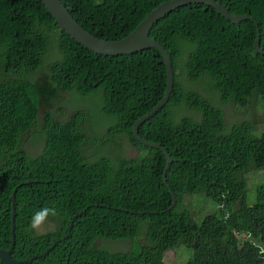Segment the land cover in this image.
Listing matches in <instances>:
<instances>
[{"label":"trees","instance_id":"1","mask_svg":"<svg viewBox=\"0 0 264 264\" xmlns=\"http://www.w3.org/2000/svg\"><path fill=\"white\" fill-rule=\"evenodd\" d=\"M165 1L63 0L84 30L108 40L134 31ZM217 1L228 4L231 14L259 23L264 50V0ZM149 37L170 54L175 87L167 106L140 132L166 148L174 161L168 175L177 197L172 211L174 199L164 180L167 159L142 146L133 127L167 92L159 52L97 55L61 30L40 0H0V71L5 76L0 82V249L9 251L12 245V199L19 188L14 260H30L53 248L32 264H167L166 252L183 247L193 252L186 264H264V134L258 136L251 121L227 128L225 108L188 91L179 75L187 51V79L196 85L206 80L211 91L205 92L219 94L224 106L264 104L257 27L249 20L235 25L198 4L170 12ZM46 59V72L27 79L43 70ZM66 93L74 94L78 104L99 98L98 115L75 113L62 122L47 112L42 131L32 132L40 110L61 105ZM185 107L203 119L176 115L182 119L175 120V110ZM124 138L144 155L99 162L83 155L90 151L87 143L109 153L123 150ZM31 143L44 144L36 157L26 152ZM194 197H205L214 210L194 219L186 205ZM45 206L57 209L51 217L55 228L49 224L46 234L37 235L30 220ZM5 207L8 215L2 213ZM193 210H202L201 202ZM84 211L74 221L70 240H63L71 219ZM242 235L250 238L243 245ZM98 241H109L115 250L98 249Z\"/></svg>","mask_w":264,"mask_h":264},{"label":"water","instance_id":"2","mask_svg":"<svg viewBox=\"0 0 264 264\" xmlns=\"http://www.w3.org/2000/svg\"><path fill=\"white\" fill-rule=\"evenodd\" d=\"M45 4L49 13H51L56 19L57 23L61 30L65 31L66 34L72 37L77 43L82 44L85 48L97 55L105 57H118L121 55H134L136 53H142L146 50L154 49L159 52L162 57V61L165 66L167 74V92L165 97L160 102L155 110L148 113L143 118L137 120L134 124V135L136 139L142 144V146L147 148L156 149L163 152L164 156L167 159V166L165 170L164 180L165 184L170 190V193L174 199L173 208L174 210L177 204V197L172 191V188L169 184L168 175L171 169V165L174 163L169 152L162 145L151 143L141 137V127L150 119L154 118L161 110L167 106L170 101V98L174 92L175 87V72L174 65L172 64L171 57L169 53L164 49V46L161 45L154 39L149 37L152 27L163 17L168 15L170 12L180 9L182 7L191 6V5H207L213 8L217 13L227 20L231 21L235 25H239L243 21H252L257 27V38L255 41V52L258 55L264 56V50L261 49V30L259 28V23L249 15H233L230 12L228 4H224L217 0H169L160 4L152 12L146 15V18L135 28L134 31L127 34L125 37L117 40H108L102 39L98 36L88 33L83 27L78 23L77 19L74 17L72 12L68 9L63 0H40ZM19 189V188H18ZM15 191L13 195V200L16 202L17 192ZM16 211V210H15ZM13 213V241L12 246L9 251H2L0 249V264H32L35 260L40 258H45L52 251L53 248L48 249L44 254L40 256H35L30 260L26 261H17L14 260L12 255L16 246L15 241V226H16V212ZM86 213V211H84ZM84 213H79L75 216H82ZM138 214V212H133ZM72 223L68 230L71 229Z\"/></svg>","mask_w":264,"mask_h":264},{"label":"rangeland","instance_id":"3","mask_svg":"<svg viewBox=\"0 0 264 264\" xmlns=\"http://www.w3.org/2000/svg\"><path fill=\"white\" fill-rule=\"evenodd\" d=\"M55 49V48H54ZM190 54L185 51L183 53V57L181 60V70L179 71L180 75V82L185 86L188 91L194 90L197 93L204 94L211 98L218 107L225 108L226 113V123L227 128L234 124H238L240 122L244 121H251L256 124L257 127V135L260 136L264 134V104H261L258 102V100H253L247 107H241L238 105L228 104L223 105L222 104V97L218 94H211V92H205V90L211 91L208 89L207 81L205 80L200 85H196L191 83L187 79V65L189 63ZM49 60H45V67L43 70L38 72L37 74H31L28 76L27 79H36L38 78L41 73L46 72V65L49 63ZM5 78L4 74L0 71V82L3 81ZM11 80H15V78H11ZM100 109V99L97 97H94L93 100L84 101L81 103H77L74 100V95L66 93L64 95V101L61 105H54L51 108L44 109L42 108L40 110L39 118L37 120V126L35 129H33L32 132H40L42 131L44 124H45V115L47 112H52L54 117L62 122H66L71 115L75 113H82L85 116H88L89 114H93L94 116L98 115L96 110ZM175 120L180 121L184 117H191L198 121H201L203 119V116L201 113H195L191 108L185 107L182 109H176L175 110ZM176 115H180L182 118H177ZM40 139V137H37ZM115 145L118 146V143ZM119 145L123 146V150L121 146L120 149L114 150V152L109 153L102 149L94 148L93 146L89 145L87 143L86 147L90 148L89 152H85L84 156L89 159L91 162H98L104 158H109L114 155H119L121 157L125 158H137L140 155H144V153L137 148L133 147L128 138H124L123 142ZM44 144H41L40 147L37 143H31L26 148V152H30V154L34 157L38 156L43 148ZM116 146V147H117ZM122 153V154H121ZM254 183L249 182L248 188H253ZM255 198L251 197V201L254 202ZM201 202L202 210H193L195 205ZM211 201H208V199H205L203 197L201 200L199 197L189 198L187 200V208L192 210V214L194 216V219L199 220L201 216L206 215L210 211L214 210L213 205L211 204ZM250 238L246 237L245 235L240 236V244L243 245L246 240H249ZM116 244H120L122 242H113ZM96 247L99 249H104L108 251H114L116 246H113L112 243L109 241H98L96 244ZM122 247V246H120ZM124 246L120 249L121 251L129 250V247L126 249H123ZM193 256V252L191 250H185L183 247L175 248L172 250H169L166 252V262L167 264H186Z\"/></svg>","mask_w":264,"mask_h":264},{"label":"clouds","instance_id":"4","mask_svg":"<svg viewBox=\"0 0 264 264\" xmlns=\"http://www.w3.org/2000/svg\"><path fill=\"white\" fill-rule=\"evenodd\" d=\"M137 54V53H136ZM170 55V54H169ZM74 95V94H73ZM86 127H88V125H86ZM83 152V151H82ZM89 152V151H88ZM85 152H83V155H84ZM89 160V159H88ZM103 160V159H102ZM101 161V160H100ZM91 162V161H89ZM96 162V161H95ZM99 162V161H98ZM19 190V189H18ZM13 200V199H12ZM14 201V200H13ZM16 202H17V199H16ZM177 205V204H176ZM176 207V206H175ZM17 211V209H16ZM84 213V212H82ZM87 213V211H86ZM84 213V214H86ZM57 209L55 207H48V206H45L43 208H40L39 210H37L33 216L31 217V220H30V224H29V227L31 230H33L32 232L35 231V234L37 235H40V234H46L47 231H49V227L51 225L54 226L55 228V224L54 222L52 221L51 217H55L57 215ZM79 214V213H78ZM83 214V215H84ZM77 215V214H76ZM73 217V219H71V221L69 222L68 224V227H67V235L64 237L63 240H70L71 238V232H72V229H73V224H74V221L75 220H78V219H75V216ZM82 215V216H83ZM82 216H79V217H82ZM17 222V220H16ZM72 223V226H71V229L68 230V228L70 227V224ZM14 226V224H13ZM13 226H12V231H13ZM53 228V229H54ZM51 229V230H53ZM13 237V236H12ZM15 241H16V237H15ZM12 246V245H11Z\"/></svg>","mask_w":264,"mask_h":264},{"label":"flooded vegetation","instance_id":"5","mask_svg":"<svg viewBox=\"0 0 264 264\" xmlns=\"http://www.w3.org/2000/svg\"><path fill=\"white\" fill-rule=\"evenodd\" d=\"M76 97V96H75ZM74 97V100L76 101V98ZM14 202V201H13ZM17 209V202H14L13 203V213H14V211ZM16 212V219H17V211H15ZM2 213L4 214V215H8L9 213H10V211H9V208H3V210H2Z\"/></svg>","mask_w":264,"mask_h":264}]
</instances>
